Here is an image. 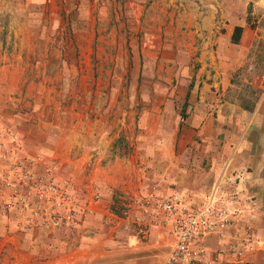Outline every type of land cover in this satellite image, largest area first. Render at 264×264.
<instances>
[{
	"label": "rangeland",
	"instance_id": "obj_1",
	"mask_svg": "<svg viewBox=\"0 0 264 264\" xmlns=\"http://www.w3.org/2000/svg\"><path fill=\"white\" fill-rule=\"evenodd\" d=\"M255 2L0 0V264H33L26 244L34 234H24L40 221L32 215L31 188L73 194L80 222L79 211L103 193L116 196L122 216L124 196L158 192L164 170L181 153L178 128L189 81L215 49L230 11L246 9L247 22L257 24ZM251 60L256 71L264 68V37L254 41L243 68ZM231 81L224 98L258 97L240 72ZM173 193L191 207L221 206ZM238 218L230 217L223 236L204 238L209 255L225 245L220 264L262 246L255 228ZM207 237L213 238L209 249ZM238 245V252L230 248ZM170 246L157 249L165 261Z\"/></svg>",
	"mask_w": 264,
	"mask_h": 264
},
{
	"label": "crops",
	"instance_id": "obj_2",
	"mask_svg": "<svg viewBox=\"0 0 264 264\" xmlns=\"http://www.w3.org/2000/svg\"><path fill=\"white\" fill-rule=\"evenodd\" d=\"M245 10L229 12L226 30L218 34L215 49L202 57L196 81H189L192 87L187 85L185 118L178 128L181 153L171 163L175 165L170 168L172 174L169 166L164 170L167 178L157 194L167 197L180 190L194 203L219 200L229 217L251 224L262 238L258 251L234 264H264V68L256 71L253 60L243 68L254 41L264 37V0L254 4L257 24L247 22ZM237 25L242 31L233 43L231 35ZM238 72L240 80L259 92L251 110L243 107L253 102L245 97L224 98ZM149 195L124 196L127 200L121 203L130 207L129 217L118 214L116 196L103 193L78 224L24 230L25 235L34 234L26 244L33 253L30 260L33 264H164L166 257L161 258L157 249L165 243L173 245L169 228L153 226L145 236L134 224V218L142 216L140 201ZM206 241L209 249L213 238Z\"/></svg>",
	"mask_w": 264,
	"mask_h": 264
},
{
	"label": "built area",
	"instance_id": "obj_3",
	"mask_svg": "<svg viewBox=\"0 0 264 264\" xmlns=\"http://www.w3.org/2000/svg\"><path fill=\"white\" fill-rule=\"evenodd\" d=\"M33 194L34 211L32 215L40 221L30 217L36 225L28 226L27 229L42 227L49 229L60 225L78 224L76 205L77 201L73 194L61 193L48 196L45 188H31ZM28 198V196H26ZM191 207L185 203L179 193H173L167 197H161L151 192L148 198L140 201L143 207L142 216L135 217L140 234L147 235L149 228L158 225L167 226L173 236V247L165 261V264H220L225 245L220 252L207 254L204 246V238L211 233L224 235L231 225V219L222 203ZM152 207V210H151ZM89 208L79 212L86 216ZM78 211V209H77ZM122 217H129L130 207L126 204L122 211ZM37 218V219H38ZM227 239V238H226ZM244 249H252L250 243H246ZM237 252L241 246H231Z\"/></svg>",
	"mask_w": 264,
	"mask_h": 264
},
{
	"label": "trees",
	"instance_id": "obj_4",
	"mask_svg": "<svg viewBox=\"0 0 264 264\" xmlns=\"http://www.w3.org/2000/svg\"><path fill=\"white\" fill-rule=\"evenodd\" d=\"M248 14H249V10H248ZM251 26H253V24H251ZM241 31H242V27L241 26H235L234 29H233V33L231 35V41L233 43H237L240 39V35H241ZM192 87L191 83L189 84V89ZM188 93H189V90L187 91L186 93V98H185V101L183 102L182 104V108H181V112H180V116H181V122L182 120L185 118V114H184V111H185V108L187 106V96H188ZM257 98V97H256ZM255 98V99H256ZM254 106V101L251 102V103H243V107L247 110H251ZM181 122L179 123L181 125ZM115 211V210H114ZM117 213V212H116ZM70 227V226H69Z\"/></svg>",
	"mask_w": 264,
	"mask_h": 264
}]
</instances>
